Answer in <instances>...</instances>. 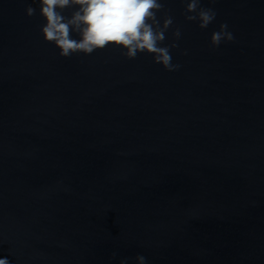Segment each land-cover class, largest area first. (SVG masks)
<instances>
[{"label":"water","instance_id":"obj_1","mask_svg":"<svg viewBox=\"0 0 264 264\" xmlns=\"http://www.w3.org/2000/svg\"><path fill=\"white\" fill-rule=\"evenodd\" d=\"M162 2L176 71L112 45L62 57L39 0H0V258L264 264V0H201L205 29Z\"/></svg>","mask_w":264,"mask_h":264},{"label":"clouds","instance_id":"obj_2","mask_svg":"<svg viewBox=\"0 0 264 264\" xmlns=\"http://www.w3.org/2000/svg\"><path fill=\"white\" fill-rule=\"evenodd\" d=\"M39 4L41 15L47 21L42 28L44 38L55 43L62 57H70L74 53L91 54L112 45L125 49L122 55L128 59H135L138 53L147 52L154 55L155 63L162 64L168 71L181 67L172 63L170 55V49L179 47L178 43L160 46L173 24L172 17L165 13L161 26L157 13L164 11L162 0H39ZM76 6L78 9L70 18L62 14L65 8ZM26 12L32 16L35 9L29 6ZM216 15L214 9L201 7V0H187L185 18L188 21L199 20L201 29L207 28ZM227 28L226 23L221 24L220 31L213 33L211 43L214 47H218L222 41L234 39ZM73 31L79 35V40L71 37ZM173 35L178 41L180 29L177 28ZM137 259L139 264H146L144 256ZM0 264H10V261L6 257L0 258ZM121 264L126 262L122 261Z\"/></svg>","mask_w":264,"mask_h":264}]
</instances>
